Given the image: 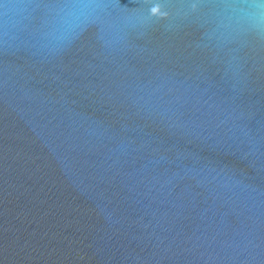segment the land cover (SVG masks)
<instances>
[{"label":"water","instance_id":"water-1","mask_svg":"<svg viewBox=\"0 0 264 264\" xmlns=\"http://www.w3.org/2000/svg\"><path fill=\"white\" fill-rule=\"evenodd\" d=\"M0 264H264V0H0Z\"/></svg>","mask_w":264,"mask_h":264}]
</instances>
